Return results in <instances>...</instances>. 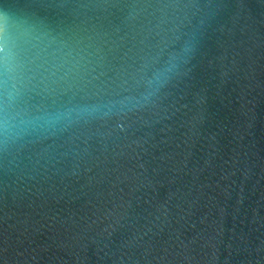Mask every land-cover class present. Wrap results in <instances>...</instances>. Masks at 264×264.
I'll use <instances>...</instances> for the list:
<instances>
[{
    "label": "water",
    "instance_id": "obj_1",
    "mask_svg": "<svg viewBox=\"0 0 264 264\" xmlns=\"http://www.w3.org/2000/svg\"><path fill=\"white\" fill-rule=\"evenodd\" d=\"M0 264H264V0H0Z\"/></svg>",
    "mask_w": 264,
    "mask_h": 264
}]
</instances>
